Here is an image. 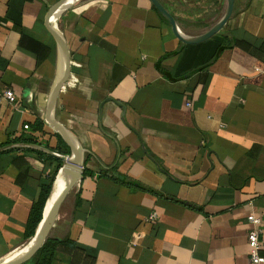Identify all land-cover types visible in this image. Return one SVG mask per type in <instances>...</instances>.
I'll list each match as a JSON object with an SVG mask.
<instances>
[{
    "label": "crops",
    "instance_id": "crops-1",
    "mask_svg": "<svg viewBox=\"0 0 264 264\" xmlns=\"http://www.w3.org/2000/svg\"><path fill=\"white\" fill-rule=\"evenodd\" d=\"M58 1L0 0V93L17 98L0 104V145L38 120V146L56 147L44 117L60 63L45 16ZM157 1L186 37L227 6ZM165 21L150 0H83L58 17L69 70L53 117L85 153L49 264H251L250 214L264 258V0H234L197 44ZM32 151L0 153V264L33 241L30 209L56 165Z\"/></svg>",
    "mask_w": 264,
    "mask_h": 264
},
{
    "label": "water",
    "instance_id": "water-1",
    "mask_svg": "<svg viewBox=\"0 0 264 264\" xmlns=\"http://www.w3.org/2000/svg\"><path fill=\"white\" fill-rule=\"evenodd\" d=\"M80 1L83 0H59L48 9L47 14L45 16V27L54 40L60 63V70L49 92L44 122L45 124H47V126H49V128L53 130L54 133L60 136L63 143L69 149V155H61L34 144L20 143L0 148V153L8 151L12 148L31 149L52 156L58 160H61L63 162V165L59 168L57 175L66 177L68 181L44 221V210L49 199L48 197L43 209L42 220L40 224L43 221L44 223L40 231V224L38 225V228L33 238L34 240L30 244V246H28L22 256H20L14 261H10L3 264H24L28 262L37 253V251L42 247L43 243L49 238L50 231L55 224L63 202L65 201L66 197L68 196L69 192L73 189V187L80 181L82 176V166L85 150L77 143V141L67 132V130L61 124L55 121L53 117L61 85L63 84L69 70V53L67 50L66 42L63 36L58 31L57 20L61 13L66 9L65 7L68 4L72 5ZM150 2L158 11V13L168 22L175 35L181 41L185 42L186 44H197L210 39L224 27V25L228 22L232 15L234 0H227L226 10L221 19L210 30L197 37L184 36L179 31L173 17L160 5V3L157 0H150Z\"/></svg>",
    "mask_w": 264,
    "mask_h": 264
},
{
    "label": "trees",
    "instance_id": "trees-1",
    "mask_svg": "<svg viewBox=\"0 0 264 264\" xmlns=\"http://www.w3.org/2000/svg\"><path fill=\"white\" fill-rule=\"evenodd\" d=\"M34 133L44 134L42 122L38 120L35 121L34 124L29 126V131L28 133H26V135H21L20 137H15L13 139H8L4 144L0 145V147L10 146L20 143L41 145L38 139L35 138ZM56 137H57L56 147L52 151L61 155H69V149L63 143L60 136L56 134ZM32 152L37 155L38 159L51 161L54 162L56 165L53 173L47 178V183L41 185L38 198L31 206L29 217L25 227V233H24L25 241L34 237L37 227L42 220L43 209L50 194L56 173L58 169L63 165V162L61 160H58L52 156H48L37 151H32ZM15 161L16 159L13 160V163ZM56 243L57 242L55 240L48 238L43 243L42 247L37 251V253L30 259L28 264H49L52 257L53 247Z\"/></svg>",
    "mask_w": 264,
    "mask_h": 264
},
{
    "label": "built area",
    "instance_id": "built-area-1",
    "mask_svg": "<svg viewBox=\"0 0 264 264\" xmlns=\"http://www.w3.org/2000/svg\"><path fill=\"white\" fill-rule=\"evenodd\" d=\"M6 103L9 105H16L17 98L10 90H5L0 93V104ZM23 130L28 132L29 126L24 125ZM155 219V215L149 216L148 220L152 221ZM249 230L247 232V245H248V259L251 264H264V258L261 256V245H262V232H263V221L260 216L250 214L246 218Z\"/></svg>",
    "mask_w": 264,
    "mask_h": 264
},
{
    "label": "bare ground",
    "instance_id": "bare-ground-1",
    "mask_svg": "<svg viewBox=\"0 0 264 264\" xmlns=\"http://www.w3.org/2000/svg\"><path fill=\"white\" fill-rule=\"evenodd\" d=\"M68 6H70V5L68 4L65 8H68ZM67 181L68 180H67L66 177H62L61 175H58L57 176V178H56V180H55V182L53 184V189L51 191L50 197L48 199V202H47L46 207H45V210H44V221L47 218V216H48L51 208L53 207L56 199L60 196L62 190L64 189L65 184L67 183ZM44 221L40 224L39 231H40V229H41ZM30 244L28 246H30ZM28 246H26L25 248H23V250H21L20 252H17V253H14V254H11V255L7 256L4 259L5 263L10 262V261H14L17 258H19L20 256H22V254L26 251V249L28 248Z\"/></svg>",
    "mask_w": 264,
    "mask_h": 264
}]
</instances>
